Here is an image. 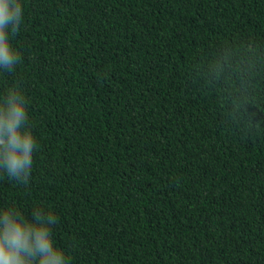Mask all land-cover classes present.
I'll use <instances>...</instances> for the list:
<instances>
[{"label": "trees", "instance_id": "1", "mask_svg": "<svg viewBox=\"0 0 264 264\" xmlns=\"http://www.w3.org/2000/svg\"><path fill=\"white\" fill-rule=\"evenodd\" d=\"M0 94L40 145L0 206L70 264H264V0H21Z\"/></svg>", "mask_w": 264, "mask_h": 264}, {"label": "clouds", "instance_id": "2", "mask_svg": "<svg viewBox=\"0 0 264 264\" xmlns=\"http://www.w3.org/2000/svg\"><path fill=\"white\" fill-rule=\"evenodd\" d=\"M22 18L21 0H0V69L9 75L22 59L11 41ZM39 147L23 86L19 82L7 85L0 94V179L6 176L27 186ZM58 220L44 207H34L25 215L16 205L0 206V264H70L66 250L54 240Z\"/></svg>", "mask_w": 264, "mask_h": 264}]
</instances>
